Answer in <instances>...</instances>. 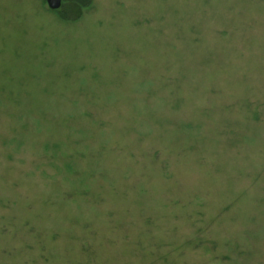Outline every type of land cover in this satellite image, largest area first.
Returning <instances> with one entry per match:
<instances>
[{
	"label": "rangeland",
	"instance_id": "obj_1",
	"mask_svg": "<svg viewBox=\"0 0 264 264\" xmlns=\"http://www.w3.org/2000/svg\"><path fill=\"white\" fill-rule=\"evenodd\" d=\"M0 264H264V0H0Z\"/></svg>",
	"mask_w": 264,
	"mask_h": 264
},
{
	"label": "trees",
	"instance_id": "obj_2",
	"mask_svg": "<svg viewBox=\"0 0 264 264\" xmlns=\"http://www.w3.org/2000/svg\"><path fill=\"white\" fill-rule=\"evenodd\" d=\"M92 2L93 0H61L59 10L51 12H54L62 22H75L92 5Z\"/></svg>",
	"mask_w": 264,
	"mask_h": 264
},
{
	"label": "water",
	"instance_id": "obj_3",
	"mask_svg": "<svg viewBox=\"0 0 264 264\" xmlns=\"http://www.w3.org/2000/svg\"><path fill=\"white\" fill-rule=\"evenodd\" d=\"M50 11H57L61 7V0H44Z\"/></svg>",
	"mask_w": 264,
	"mask_h": 264
}]
</instances>
